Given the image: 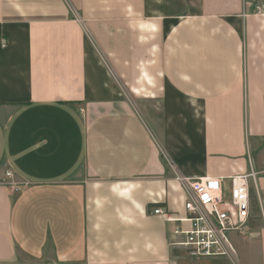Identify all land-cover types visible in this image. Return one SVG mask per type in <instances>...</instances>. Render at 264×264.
<instances>
[{"label":"crops","instance_id":"obj_1","mask_svg":"<svg viewBox=\"0 0 264 264\" xmlns=\"http://www.w3.org/2000/svg\"><path fill=\"white\" fill-rule=\"evenodd\" d=\"M255 4L0 0V264H264ZM251 171L236 262L178 261L176 177Z\"/></svg>","mask_w":264,"mask_h":264},{"label":"built area","instance_id":"obj_2","mask_svg":"<svg viewBox=\"0 0 264 264\" xmlns=\"http://www.w3.org/2000/svg\"><path fill=\"white\" fill-rule=\"evenodd\" d=\"M254 14L264 15V4H255ZM10 177L8 173L5 174ZM186 190L185 217L172 218L160 206L153 214L167 224H186L183 229L176 226L171 232L169 246L184 250L192 260L226 259L236 262V253L228 238L229 233L239 235L246 232L249 220V182L255 179L251 171L227 179L176 177ZM175 238L180 239L176 241Z\"/></svg>","mask_w":264,"mask_h":264},{"label":"rangeland","instance_id":"obj_3","mask_svg":"<svg viewBox=\"0 0 264 264\" xmlns=\"http://www.w3.org/2000/svg\"><path fill=\"white\" fill-rule=\"evenodd\" d=\"M231 234H233V233H229L228 234V238L231 240V242L233 241L232 240V235ZM237 234V233H236ZM176 258L178 259V261H180V262H186L188 259H189V257L185 254V252H184V250H182V249H177L176 250ZM221 261H228V260H226V259H220Z\"/></svg>","mask_w":264,"mask_h":264}]
</instances>
